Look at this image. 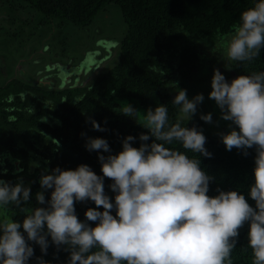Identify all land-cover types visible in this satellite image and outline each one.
Returning a JSON list of instances; mask_svg holds the SVG:
<instances>
[{
    "label": "clouds",
    "instance_id": "clouds-1",
    "mask_svg": "<svg viewBox=\"0 0 264 264\" xmlns=\"http://www.w3.org/2000/svg\"><path fill=\"white\" fill-rule=\"evenodd\" d=\"M226 39L229 61L260 56L264 0L242 12ZM211 89L209 98L221 110V118L231 122L230 131L220 134L226 149L243 150L247 156V150L255 148L254 183L248 188L255 206L240 190L218 189L217 195H209L214 178L201 168L199 156L187 154L211 157L207 138L195 126H182L205 97L201 93L189 99L187 90L180 89L172 102L179 107L174 124L169 123L167 105L149 108L142 123L141 112L131 104L122 108L123 115L135 117L149 130L139 136V147L133 146L136 137L129 135L122 150L111 154L106 139H88V151L109 153L98 157L102 176L87 164L75 170L56 167L44 174L40 185L51 190L50 199L40 191L36 200L46 206H22L30 200L31 187L23 179L16 184L0 179V264H29L34 256L30 241L46 255L49 237L57 249L63 246L70 253L68 264H233L232 253L245 224L252 264H264V71L228 82L215 69ZM200 118L213 122L211 113ZM92 123L96 130H106ZM173 142L187 151L165 146ZM105 178L112 181L114 201L105 192ZM88 200L96 207L88 208L81 221L75 204ZM10 205L25 214L22 223L8 215ZM37 261L49 264L43 257Z\"/></svg>",
    "mask_w": 264,
    "mask_h": 264
},
{
    "label": "trees",
    "instance_id": "trees-1",
    "mask_svg": "<svg viewBox=\"0 0 264 264\" xmlns=\"http://www.w3.org/2000/svg\"><path fill=\"white\" fill-rule=\"evenodd\" d=\"M48 18L59 19L78 26L91 24L109 4H117L126 22V33L120 42L118 61L100 74L88 86L60 88L35 85L21 77L0 79V179L16 184L23 179L31 187L30 200L24 207H40L36 193L45 191L46 200L51 190H43L41 177L60 167L75 170L89 165L97 175H103L99 155L109 153L88 151L89 138H104L111 154L122 150L123 140L136 137L133 146L142 143L139 136L148 133L134 118L122 114V102H137L147 109L163 104L168 107L169 123L179 117V107L172 104L173 89L184 80L193 83L196 63L195 47L198 40L209 45L239 23L240 15L258 0H23ZM139 56V57H138ZM142 56V57H141ZM146 57V58H145ZM141 58V59H140ZM215 65L217 60H213ZM242 65V66H241ZM237 77L241 74L264 71V48L253 61H229L226 64ZM46 118V119H44ZM92 121L105 131L94 128ZM205 121L192 118L182 126H195L206 136L205 147L212 155L204 157L183 149L179 142L166 147L176 148L192 157L197 155L201 168L214 179L209 195L217 190H240L249 203L248 188L254 183L255 148L226 149L222 137L205 127ZM154 139V138H153ZM58 141L59 143H57ZM152 139L148 141L151 143ZM6 170V171H5ZM105 178V192L114 201L115 193ZM96 207L91 200L76 202V213L85 221V213ZM103 211V209H99ZM7 213L22 223L24 213L10 205ZM115 214V210H113ZM92 223V222H88ZM249 225L240 229L237 247L233 250V264H252L248 247ZM26 236V233H25ZM34 256L49 264H68L70 253L51 243L47 254L34 242Z\"/></svg>",
    "mask_w": 264,
    "mask_h": 264
},
{
    "label": "rangeland",
    "instance_id": "rangeland-1",
    "mask_svg": "<svg viewBox=\"0 0 264 264\" xmlns=\"http://www.w3.org/2000/svg\"><path fill=\"white\" fill-rule=\"evenodd\" d=\"M126 29L122 12L114 3L91 24L78 26L48 18L23 0H0V79L17 76L35 85L55 88L88 86L118 61ZM229 34L212 45L198 40L195 72L190 79L193 83L184 80L172 90L174 97L180 89L187 90L189 99L202 93L205 99L192 118L201 119V115L211 113L213 122L204 125L218 135L229 132L231 122L221 118V110L209 93L215 69L228 82L237 77L226 67ZM128 103L141 112L138 120L143 121L148 109L137 102H122L124 106Z\"/></svg>",
    "mask_w": 264,
    "mask_h": 264
},
{
    "label": "bare ground",
    "instance_id": "bare-ground-1",
    "mask_svg": "<svg viewBox=\"0 0 264 264\" xmlns=\"http://www.w3.org/2000/svg\"><path fill=\"white\" fill-rule=\"evenodd\" d=\"M139 57V56H138ZM142 57V56H141ZM146 58V57H145ZM141 59V58H140ZM242 66V65H241ZM189 88V87H188Z\"/></svg>",
    "mask_w": 264,
    "mask_h": 264
}]
</instances>
